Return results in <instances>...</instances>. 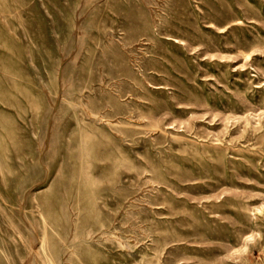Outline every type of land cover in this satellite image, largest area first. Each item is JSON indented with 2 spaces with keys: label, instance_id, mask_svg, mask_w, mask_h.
<instances>
[{
  "label": "rangeland",
  "instance_id": "obj_1",
  "mask_svg": "<svg viewBox=\"0 0 264 264\" xmlns=\"http://www.w3.org/2000/svg\"><path fill=\"white\" fill-rule=\"evenodd\" d=\"M0 264H264V0H0Z\"/></svg>",
  "mask_w": 264,
  "mask_h": 264
}]
</instances>
